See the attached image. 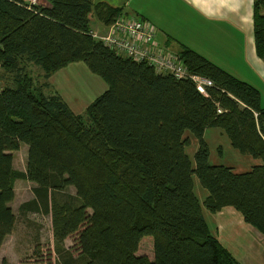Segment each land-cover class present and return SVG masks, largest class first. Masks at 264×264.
Returning <instances> with one entry per match:
<instances>
[{"label":"trees","instance_id":"obj_1","mask_svg":"<svg viewBox=\"0 0 264 264\" xmlns=\"http://www.w3.org/2000/svg\"><path fill=\"white\" fill-rule=\"evenodd\" d=\"M47 1L0 0V246L16 222L14 182L26 179L32 198L19 211L50 216L55 264H240L209 229L202 206L212 213L233 207L264 234L259 91L181 45L176 54L187 69L213 83L203 95L191 80L158 73L92 36L91 18L108 26L119 8ZM253 32L264 58V0H254ZM76 61L107 85L83 113L48 82ZM33 66L42 70L39 81ZM210 127L260 164L235 172L210 163ZM187 132L197 140L192 159ZM22 143L24 171L13 167L12 155ZM194 176L207 191L202 203ZM144 241L148 254L138 251Z\"/></svg>","mask_w":264,"mask_h":264},{"label":"crops","instance_id":"obj_2","mask_svg":"<svg viewBox=\"0 0 264 264\" xmlns=\"http://www.w3.org/2000/svg\"><path fill=\"white\" fill-rule=\"evenodd\" d=\"M93 1L119 8L123 16L148 21L156 30L155 39L160 46L175 53L181 45L186 46L253 85L259 91L260 103L264 106V58L258 56L255 48L254 0ZM36 4L50 6L47 0H37ZM97 22L104 31L106 26ZM57 72L49 80H54ZM56 81L59 85L57 77ZM61 96L64 99V94ZM186 135H189L191 149L186 146L185 150H190L193 155L197 140L189 132ZM204 138L212 164H223L235 172H246L261 162L258 158L241 154L220 128H206ZM199 186L193 181L195 194L202 203L207 191ZM202 212L211 232L240 264H264V234L247 224L237 210L225 206L212 213L202 206Z\"/></svg>","mask_w":264,"mask_h":264},{"label":"rangeland","instance_id":"obj_3","mask_svg":"<svg viewBox=\"0 0 264 264\" xmlns=\"http://www.w3.org/2000/svg\"><path fill=\"white\" fill-rule=\"evenodd\" d=\"M90 25L92 27L91 33H93L94 38L101 41L99 36H101L105 30L102 31L97 26L99 24L94 17L91 18ZM168 49L171 50L170 48ZM182 64L184 65V63ZM30 69L32 76L38 81L41 80L39 76L42 70L36 66ZM57 73L56 77L59 80V85L56 83V77L54 80L48 79V82L56 91H58V89L59 91L61 90L59 94H64L65 101L75 113H83L85 107L97 95L103 92L107 86L105 81L98 74L89 70L83 61L72 62V64L69 63L67 66L58 70ZM211 85L213 84L210 83L208 86ZM186 136L189 142V135ZM187 146L191 149V144ZM186 152L192 159L193 155L190 153V150H186ZM26 154L27 146L23 143L18 150L12 151L13 167L15 169L20 171L25 170ZM194 181L200 185L196 176H194ZM32 187L33 183L26 179H16L14 182V198L10 206L16 215V222L12 232L6 237L0 247V264H37L40 260L45 263L51 261L50 264H55L57 260L56 253L53 251L52 246L50 216L34 212L22 214L19 211L20 204L32 198ZM199 187L202 188V186ZM70 191H74L73 188H70ZM72 244L73 237H69L65 240L66 246ZM138 251L139 253H150V242H142ZM47 257H50L49 260Z\"/></svg>","mask_w":264,"mask_h":264},{"label":"built area","instance_id":"obj_4","mask_svg":"<svg viewBox=\"0 0 264 264\" xmlns=\"http://www.w3.org/2000/svg\"><path fill=\"white\" fill-rule=\"evenodd\" d=\"M24 1L29 5L37 2V0ZM155 33L153 25L145 19L119 15L106 26L99 39L109 48L134 61L146 62L158 73H168L176 79L191 80L200 93L207 95V87L212 81L203 75L190 72L176 53L157 43ZM217 111L220 112V109Z\"/></svg>","mask_w":264,"mask_h":264}]
</instances>
